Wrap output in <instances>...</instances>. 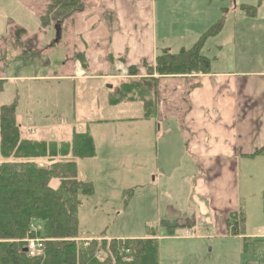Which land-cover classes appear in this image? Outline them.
Masks as SVG:
<instances>
[{"label":"rangeland","instance_id":"obj_1","mask_svg":"<svg viewBox=\"0 0 264 264\" xmlns=\"http://www.w3.org/2000/svg\"><path fill=\"white\" fill-rule=\"evenodd\" d=\"M210 1L216 5L213 9L219 11L220 29L217 37L206 39L202 55L211 63L218 58L231 64L254 65V68L261 66L264 57L255 56L254 42L252 44L250 37L243 33L241 19L235 17L238 12H243L242 8H247L243 2L249 5L253 0ZM31 3L35 1L0 0V106L16 103V115L20 123L33 119L35 131L28 138L43 143L47 148L60 149L67 146L73 140L74 131L87 132L94 140L93 158L76 161L78 175L84 182L92 185V194L81 197L77 211L80 236L95 237L94 239L112 236L117 240H132L155 234L159 264H264V225L259 220L264 204L259 203L255 208V203L250 201L247 203L248 209L243 213L232 214L236 216L237 222L241 221L240 237L231 235L230 219L227 235L218 231L222 226H209L206 221L214 218L210 211L211 202L207 197L197 203L196 198L198 191L203 195H210V185L205 182L207 169L205 164L201 167L198 161H192L188 155L183 158L184 151L179 149L178 138L188 135L176 134L171 126V133L167 137H170L172 147L178 150V157L171 152L167 156L160 154L153 157L146 141L149 134L155 137L157 133L153 129L149 131L146 125L139 127L140 104L143 103L126 100L129 96L125 98L126 89L121 86L126 83L139 85L138 92L145 96L147 105L150 102L154 105L153 111H157L156 124L159 123L160 127L166 121L170 125L175 124L180 117L184 118V96L176 91L172 95L166 93L168 98L161 100V94L155 92L158 82L149 83L150 79H145L148 87L147 90L144 89L143 71L138 76L119 81L86 79L70 82L69 90L74 95V106L67 113L62 104L57 109L56 100L65 89L59 82L42 79L56 73L52 68L57 66L60 59L56 58L55 46L59 41L61 45L67 34L63 35L60 30L59 40L55 43V25L49 27V30H43L39 26V17L47 3L43 0L37 1L39 6ZM206 10V5L201 7L202 15ZM112 20L117 22L114 17ZM224 20L232 21L234 29L230 28L229 32L235 35L233 30L237 29L239 39L233 36L234 39L230 42L228 37L231 35H224L228 31V24ZM20 26L27 31L21 33L19 29L18 34ZM252 32L258 31L253 29ZM177 33L173 32L172 36L175 38ZM243 36L247 38L244 45ZM250 36L254 40L255 35ZM213 39L216 40L211 41ZM18 40L21 44H17ZM53 42L56 45L50 46ZM164 46L172 52L169 54L187 50L178 49L176 39H171L167 45L158 43L157 50L161 51L156 52L157 56L165 50ZM193 46L194 44L191 47ZM61 62L60 60V64ZM59 69L60 74H68L65 67ZM191 75L193 74L188 76ZM65 86L68 87L67 82ZM49 96L50 98H46ZM175 103L177 106L173 107ZM172 109L178 113L176 120L166 117L164 121L160 112L167 115ZM159 117L163 120L160 121ZM161 132L162 130L160 134ZM159 136L164 138L162 134ZM133 139L135 143L138 140L139 146L134 155H130L129 144ZM230 164L223 161L217 165L227 167ZM240 165L238 164V172L234 176L238 181L243 179L246 170L244 165ZM197 171L204 173L202 181L189 176ZM261 176L264 177V173ZM232 179L233 175L229 174L222 179V183L230 188ZM216 181L219 184V180ZM57 186V179L49 182V187ZM244 186L242 197H245ZM261 196L264 203V192ZM217 205L221 207L223 204L217 201ZM220 212H226L225 205ZM217 217L221 218V214ZM170 231L172 236H169ZM81 242L84 249L86 242Z\"/></svg>","mask_w":264,"mask_h":264},{"label":"crops","instance_id":"obj_2","mask_svg":"<svg viewBox=\"0 0 264 264\" xmlns=\"http://www.w3.org/2000/svg\"><path fill=\"white\" fill-rule=\"evenodd\" d=\"M252 2L249 5L243 2L244 6L255 8L254 12H251L252 16L246 15L243 11L238 12L235 17L241 19L243 33L250 37L252 44L254 42L255 56L263 58L264 0ZM31 4L39 6L37 1ZM213 4L214 2L210 0H88L85 11L68 20L66 25L60 28L63 35L67 34L64 42L61 45L60 41L57 45L54 42L50 45L57 46L54 48L57 50L56 58L62 62L60 64L59 60L57 66L52 68L56 70L55 74L43 78L42 81L59 82L62 88L64 87L65 90L55 103L57 109L62 104L65 106L64 112L67 113L74 106V95L69 90L70 82L86 79L125 80L128 77L127 69L130 67L138 68L142 72L143 65L153 67L156 52L161 51L157 50L158 43L167 45L171 39H176L178 49L190 48L201 35L219 22L220 14L213 9L216 6ZM204 5L207 10L202 15L200 9ZM113 17L117 22L112 20ZM225 21L228 24V31L224 35H231L228 37L230 42L234 39L233 36L239 39L237 29L233 30L235 35L229 32L230 28L234 29L232 21ZM19 29L23 31L21 33L27 31L21 26ZM253 29L258 32L253 33ZM173 32H178L175 38L172 36ZM250 35H255L254 40ZM20 40L17 44H21ZM246 42L247 38L243 36V45ZM163 48L165 50L162 51L170 52L167 46ZM47 52L48 50L45 51ZM71 57L73 59H70ZM211 64L213 66L210 65L208 74L157 80V93L161 94V100L168 98L166 93L172 95L176 91L184 96L183 119L179 116L180 119L175 124L167 125L166 117L176 120L178 113L175 109L167 115L160 112L161 118L164 117L166 121L164 126L160 127L154 117L141 120L143 105L140 104L141 115L138 124L142 128L146 125L149 131L153 129L157 133L155 137L149 134L146 141L153 157L160 154L167 156L170 152L178 157V150L172 147L170 137H167L171 133V126L176 134L188 135L178 138L179 149L184 151L183 158L188 155L192 161L194 159L198 161L201 167L205 164L207 169L205 182L211 189L209 196L198 191L197 203L208 197L214 218H209L206 222L209 226H222L218 231L221 230L227 235L228 221L232 214L243 213L248 209L247 203L250 201L255 203V208L259 203L263 204L261 195L264 192V177L261 174L264 173V63L254 68V65H237L235 62L231 64L215 58ZM59 67H65L68 74H60ZM65 82L68 87L65 86ZM176 106L177 103L173 107ZM163 119L159 117L160 121ZM17 123L23 138L32 137L35 131L32 126L33 119L24 123L17 119ZM161 130L164 138L159 136ZM93 144L95 146L94 140ZM138 146V140L135 143L133 139L129 144L130 155H134ZM223 161L231 164L227 167L217 165ZM238 164L246 167L242 179L245 182L234 177L238 172ZM229 174L233 175L230 188L222 183V179ZM189 176L202 181L204 173L197 171ZM79 177L82 179L80 174ZM260 177L263 179L260 180ZM215 178L219 180V184ZM215 186L217 188L214 189ZM243 186L245 197H242ZM217 201L226 206V212H220L223 205L219 207ZM218 214H221V218L217 217ZM260 215L259 220H262L264 225L263 208ZM35 226L38 227L36 224ZM111 237L103 236L96 239L83 237L80 240L85 242L117 240Z\"/></svg>","mask_w":264,"mask_h":264},{"label":"trees","instance_id":"obj_3","mask_svg":"<svg viewBox=\"0 0 264 264\" xmlns=\"http://www.w3.org/2000/svg\"><path fill=\"white\" fill-rule=\"evenodd\" d=\"M43 1L47 5L39 17V26L45 30L56 24L62 26L83 13L88 0ZM242 9L248 16L255 10ZM219 29L220 22L201 35L193 47L177 54L162 51L153 67L143 65L144 89L148 87L145 79L157 84V80L166 77L208 74L210 60L202 55V49L206 39L217 36ZM127 71L128 78L142 72L135 67ZM138 86L135 83L121 86L126 89L125 98L129 96L126 100L143 103L145 113L141 120L155 118L154 105L151 102L147 105ZM16 111V103L0 106V264H159L155 234L144 239L91 240L83 249L77 211L81 197L92 194V185L80 179L76 161L93 158V139L87 132L74 131L67 146L47 148L43 143L22 137ZM52 179L58 181L56 188L49 187ZM235 217L229 218L232 236L240 235L241 221L237 222ZM34 239L43 240V249L40 255L29 257L24 250L27 241Z\"/></svg>","mask_w":264,"mask_h":264},{"label":"built area","instance_id":"obj_4","mask_svg":"<svg viewBox=\"0 0 264 264\" xmlns=\"http://www.w3.org/2000/svg\"><path fill=\"white\" fill-rule=\"evenodd\" d=\"M187 236H189L187 234ZM43 240L41 239H34V240H28L26 243V253L29 257H35L40 255L42 249H43Z\"/></svg>","mask_w":264,"mask_h":264},{"label":"water","instance_id":"obj_5","mask_svg":"<svg viewBox=\"0 0 264 264\" xmlns=\"http://www.w3.org/2000/svg\"><path fill=\"white\" fill-rule=\"evenodd\" d=\"M54 31H55V43L58 42L59 40V36H60V26L57 24L54 26ZM24 252H26V250H24Z\"/></svg>","mask_w":264,"mask_h":264},{"label":"bare ground","instance_id":"obj_6","mask_svg":"<svg viewBox=\"0 0 264 264\" xmlns=\"http://www.w3.org/2000/svg\"><path fill=\"white\" fill-rule=\"evenodd\" d=\"M248 7V6H247Z\"/></svg>","mask_w":264,"mask_h":264}]
</instances>
